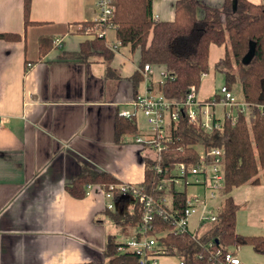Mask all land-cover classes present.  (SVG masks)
<instances>
[{
	"label": "crops",
	"instance_id": "obj_1",
	"mask_svg": "<svg viewBox=\"0 0 264 264\" xmlns=\"http://www.w3.org/2000/svg\"><path fill=\"white\" fill-rule=\"evenodd\" d=\"M174 1H151L156 21L173 18ZM197 1L209 7L222 3ZM246 1L258 4L262 0ZM95 4L96 0H30L24 25L22 0H0V33L18 35L17 39L0 38V264L102 262L106 237L118 235L104 214V200L96 190L72 197L65 186L82 164L118 182L139 184L145 159L153 158L149 147L135 141L148 137L145 118L132 105L146 86L142 76L136 86L131 80L135 72L141 75L138 49L119 44L108 63L96 52L85 61L61 55L75 53L83 42L92 40L80 27L96 17ZM196 15H202L200 8ZM40 37L51 39V47L41 51ZM54 38L60 40L59 47L52 44ZM116 42L114 28L107 29L103 45L109 49ZM223 53V45L208 46V69L200 77L197 100L216 92L213 65ZM164 72L162 65H151L154 90ZM222 111L220 105L213 108L216 117ZM122 112L133 116L126 118ZM124 119L135 130L116 136V124ZM230 196L237 204L234 232L241 211L246 213L249 229L258 224L263 232L264 175L258 185L232 188ZM191 219L193 231L195 218ZM205 225L197 229V235ZM130 233L132 229L115 241L124 242ZM179 262L176 256L164 255L157 264Z\"/></svg>",
	"mask_w": 264,
	"mask_h": 264
},
{
	"label": "trees",
	"instance_id": "obj_2",
	"mask_svg": "<svg viewBox=\"0 0 264 264\" xmlns=\"http://www.w3.org/2000/svg\"><path fill=\"white\" fill-rule=\"evenodd\" d=\"M29 2L22 0L24 25L28 23ZM113 3L117 41L120 45L138 49L139 66H163L166 76L158 90L164 97L181 102L190 85L198 89L200 77L208 69V46L215 44L223 45L224 53L214 63V71L222 74L224 86L229 91L234 84H239L241 101L246 104L243 111H236L235 121L225 120L219 131L208 132L192 126L186 115L179 113L177 122L170 126L172 139L161 152L160 160L145 159L143 180L138 186L155 198L169 197L171 209L179 215L184 208V190L170 187L164 193L156 186L168 177L175 164L193 166L197 161V147L203 151L217 147L222 151L223 186L220 193L223 199L216 221L204 226L197 241L192 240L190 234L171 233L169 224L157 217L152 221L149 233H163L157 238L158 244L168 255L176 256L181 264H214L217 258L209 256L216 249L223 253L242 244L249 245L263 257L262 263L252 264H264V226L261 236L237 235L234 232L237 204L230 196L232 188L243 184L258 185L264 175V0L258 4L246 0H222L218 7L200 5L197 0H175L170 21L151 20V0H113ZM197 8L202 11L200 17L196 15ZM0 38L17 39L18 35L0 33ZM39 42L41 51L51 47L49 38L40 37ZM95 52L106 63L112 55L103 45V38L97 37L83 42L77 52L61 55L85 61ZM246 57L248 60L244 61ZM131 80L136 86L141 75L135 72ZM134 130L133 123L125 119L116 124V136L119 132ZM155 164L160 172L153 168ZM87 183L106 187L119 182L106 172L82 164L65 190L72 197L81 198ZM114 200V209H104V214L118 229V235H126L139 222V204L130 197L114 196ZM115 237V234L106 237L103 261L97 264H138V257L133 252H117L120 242L115 241Z\"/></svg>",
	"mask_w": 264,
	"mask_h": 264
},
{
	"label": "built area",
	"instance_id": "obj_3",
	"mask_svg": "<svg viewBox=\"0 0 264 264\" xmlns=\"http://www.w3.org/2000/svg\"><path fill=\"white\" fill-rule=\"evenodd\" d=\"M152 1V0H151ZM96 17L82 31L90 38H104L107 29L115 27L113 16L115 5L113 0H96ZM157 15L151 14V20L156 21ZM52 44L60 46V40L54 38ZM119 45L109 46L110 51H114ZM29 64H26V67ZM151 65L143 64L141 76L146 81V86L140 94L133 98L132 105L134 111H139L145 118L148 127V137L146 139L136 138L135 141L146 145L153 152V160L158 162L161 152L171 141L169 133L170 126L178 120L179 113L185 114L188 122L195 127H200L205 131L221 130L225 120L233 123L235 113L243 111L246 104L237 100L233 94L223 85L212 97L206 100H197L195 87L190 85L183 101H176L164 97L159 90H154L150 82ZM166 76L163 73L161 84ZM221 106L223 111L221 117H216L213 112L215 106ZM126 118H131L133 113H121ZM222 151L220 148L211 147L203 151L197 147V161L193 166H185L177 163L169 172L167 178L159 181L157 190L164 193L170 187L176 190H184L185 201L182 213L177 215L171 209L170 199L167 196L155 198L145 193L138 184L119 182L103 187L99 184L87 183L84 185V195L87 196L91 191H98L104 200V209L113 210L115 206L114 196L118 198L130 197L135 199L140 207V219L132 233L124 242L117 247V252L130 251L137 255L138 264H157L161 256L168 255L166 249L158 244L157 238L163 233H149L152 231V221L160 218L170 226L169 231L173 234H190L192 240L197 241V229L203 224L216 221L218 206L212 203L221 195L222 189ZM156 172H160L157 164L153 165ZM199 189L187 193V189ZM195 218V229L189 228V220ZM238 245L232 246L226 252L216 249L210 258H217L214 264H240L237 256ZM181 264V262H179Z\"/></svg>",
	"mask_w": 264,
	"mask_h": 264
},
{
	"label": "rangeland",
	"instance_id": "obj_4",
	"mask_svg": "<svg viewBox=\"0 0 264 264\" xmlns=\"http://www.w3.org/2000/svg\"><path fill=\"white\" fill-rule=\"evenodd\" d=\"M88 25H83L80 27L81 30L85 29V27H87ZM84 33V32H83ZM208 78V77H207ZM204 80V79H203ZM202 80V81H203ZM201 81V83H202ZM224 85V79L222 74H220L219 72H215L214 73V77L212 80V87L218 91V89ZM232 94L236 99H239L241 97V93H240V86L238 83L234 84L232 86ZM194 191H198L197 189H188L187 193L190 192H194ZM222 202V198L219 197L216 199V201H214L212 203L213 206H219L221 205ZM192 218V217H191ZM190 218L189 220V224H191L192 219ZM194 220V219H193ZM250 224L248 223L247 217H246V213L244 211H241L238 214V219H237V225H236V231L235 233H237V235L239 236H248V235H252V236H261L263 234V232H260V227L258 224L256 225H252V227H249ZM260 233V234H258ZM117 237H119V235H115ZM237 256L238 259L240 261V263L242 264H252V263H262L263 261V257L258 254L255 253L251 247L247 244H242L238 247V251H237Z\"/></svg>",
	"mask_w": 264,
	"mask_h": 264
},
{
	"label": "water",
	"instance_id": "obj_5",
	"mask_svg": "<svg viewBox=\"0 0 264 264\" xmlns=\"http://www.w3.org/2000/svg\"><path fill=\"white\" fill-rule=\"evenodd\" d=\"M232 6L234 7V3L232 2ZM253 51V49L251 48V50H250V52H252ZM248 60V57H246L245 59H244V61H247Z\"/></svg>",
	"mask_w": 264,
	"mask_h": 264
}]
</instances>
